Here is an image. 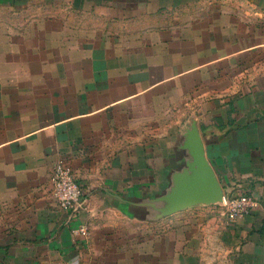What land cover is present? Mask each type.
Wrapping results in <instances>:
<instances>
[{
	"label": "crops",
	"instance_id": "obj_1",
	"mask_svg": "<svg viewBox=\"0 0 264 264\" xmlns=\"http://www.w3.org/2000/svg\"><path fill=\"white\" fill-rule=\"evenodd\" d=\"M192 119L225 192L257 200L229 220L235 264H264V0H0V264H101L111 221L210 206L142 218ZM59 159L88 199L74 217Z\"/></svg>",
	"mask_w": 264,
	"mask_h": 264
},
{
	"label": "rangeland",
	"instance_id": "obj_2",
	"mask_svg": "<svg viewBox=\"0 0 264 264\" xmlns=\"http://www.w3.org/2000/svg\"><path fill=\"white\" fill-rule=\"evenodd\" d=\"M222 204L195 206L157 222L116 221L95 233L101 264H235V232Z\"/></svg>",
	"mask_w": 264,
	"mask_h": 264
},
{
	"label": "water",
	"instance_id": "obj_3",
	"mask_svg": "<svg viewBox=\"0 0 264 264\" xmlns=\"http://www.w3.org/2000/svg\"><path fill=\"white\" fill-rule=\"evenodd\" d=\"M183 148L190 152L191 159L172 171L170 183L162 193L144 199L140 204L146 209L142 218L157 220L194 205L224 203L226 192L206 156L196 119L186 131Z\"/></svg>",
	"mask_w": 264,
	"mask_h": 264
},
{
	"label": "built area",
	"instance_id": "obj_4",
	"mask_svg": "<svg viewBox=\"0 0 264 264\" xmlns=\"http://www.w3.org/2000/svg\"><path fill=\"white\" fill-rule=\"evenodd\" d=\"M52 181L61 207L72 217L86 206L88 199L84 187L77 180L72 167L64 160L59 159L55 163ZM256 204L257 200L252 194L232 189L226 193V199L222 205L224 212L233 220L248 214ZM72 231L74 234L85 237L89 235V229L85 223L74 227Z\"/></svg>",
	"mask_w": 264,
	"mask_h": 264
}]
</instances>
